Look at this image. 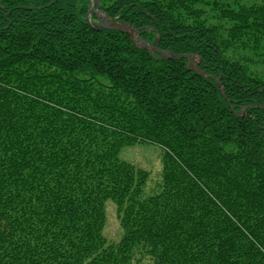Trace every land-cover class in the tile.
Returning <instances> with one entry per match:
<instances>
[{
    "label": "trees",
    "instance_id": "trees-1",
    "mask_svg": "<svg viewBox=\"0 0 264 264\" xmlns=\"http://www.w3.org/2000/svg\"><path fill=\"white\" fill-rule=\"evenodd\" d=\"M99 2L183 58L91 0H0V264H264V0Z\"/></svg>",
    "mask_w": 264,
    "mask_h": 264
},
{
    "label": "rangeland",
    "instance_id": "rangeland-1",
    "mask_svg": "<svg viewBox=\"0 0 264 264\" xmlns=\"http://www.w3.org/2000/svg\"><path fill=\"white\" fill-rule=\"evenodd\" d=\"M100 16L105 17L103 14H100ZM97 21L99 24L100 20L98 18ZM91 23L94 24L93 20H91ZM120 157L125 161L150 172L154 181L152 182V188L159 182L163 167V151L160 147L149 144H139L123 149L120 153ZM104 236L110 243H117L122 237L117 209L112 202L107 203Z\"/></svg>",
    "mask_w": 264,
    "mask_h": 264
},
{
    "label": "water",
    "instance_id": "water-1",
    "mask_svg": "<svg viewBox=\"0 0 264 264\" xmlns=\"http://www.w3.org/2000/svg\"><path fill=\"white\" fill-rule=\"evenodd\" d=\"M93 1V9L90 12V17L92 14H95L96 17L100 20V24L97 28H99L100 30L102 29H109V30H120L123 31L125 33H127L131 39L133 40V42L139 47V48H143V49H147L151 52H156L158 54H160L161 56H163L166 59H179V58H183L182 56L178 57L176 55H174L171 52H165V51H161L159 50V48L157 47V44H149L146 40H144L143 38H141L138 35V32L136 29L133 28L132 25L130 24H125V23H118L116 20H111L108 19L106 16H100L101 12H100V2L99 0H92ZM192 65H191V70H193L194 72H196L197 74H202L200 69H199V61L196 57L192 58ZM204 75V74H202Z\"/></svg>",
    "mask_w": 264,
    "mask_h": 264
},
{
    "label": "bare ground",
    "instance_id": "bare-ground-1",
    "mask_svg": "<svg viewBox=\"0 0 264 264\" xmlns=\"http://www.w3.org/2000/svg\"><path fill=\"white\" fill-rule=\"evenodd\" d=\"M91 20V17L89 16V21Z\"/></svg>",
    "mask_w": 264,
    "mask_h": 264
}]
</instances>
